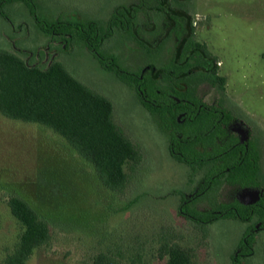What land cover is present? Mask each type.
I'll use <instances>...</instances> for the list:
<instances>
[{"label":"rangeland","instance_id":"rangeland-1","mask_svg":"<svg viewBox=\"0 0 264 264\" xmlns=\"http://www.w3.org/2000/svg\"><path fill=\"white\" fill-rule=\"evenodd\" d=\"M130 1L32 0L40 21L59 19L82 28L90 19L100 23L115 7ZM188 11L193 41L206 44L217 59L234 113L260 141L264 175V0H190ZM138 23L143 26L141 35L150 40L145 18L140 15ZM46 41L25 3L2 2L0 49L45 68L51 62L47 57L39 63L27 55ZM78 42L75 36L57 62L112 103L113 121L141 152L140 163L125 165L126 188L109 191L57 134L0 116V264L21 232L7 206L13 195L28 200L51 225L49 246L35 250L27 264H90L99 253L110 254L121 264H166L164 249L172 244L188 251L193 264H230L228 257L240 240L242 223L218 220L203 233L178 217L179 193L187 194L195 185L189 170L169 157L164 136L136 95L99 70ZM114 42L109 43L110 51L119 55ZM127 45L134 47L128 39ZM122 46L129 58L126 62L121 58V71L125 64H132V72L147 63L167 64L155 47L135 52ZM255 249L256 260H262L261 246Z\"/></svg>","mask_w":264,"mask_h":264},{"label":"flooded vegetation","instance_id":"flooded-vegetation-1","mask_svg":"<svg viewBox=\"0 0 264 264\" xmlns=\"http://www.w3.org/2000/svg\"><path fill=\"white\" fill-rule=\"evenodd\" d=\"M163 1L131 0L124 6L115 7L100 23L90 19L86 23L87 45L80 39L78 43L87 50L90 60L99 70L117 79L136 95L140 107L164 136L169 157L189 170L195 185L189 193H179L178 217L196 227L195 221L183 211L184 207L193 208L204 215L206 220L200 223L205 231L218 220L239 221L242 223L241 237L228 257L229 263H264V175L260 141L253 135V128L234 113V101L224 89L225 80L218 75L217 59L206 44L193 41L194 28L188 11L190 0ZM125 9L130 12L131 20L125 18L128 16ZM166 11L183 17V20L169 19ZM149 14L151 19H148ZM140 15L145 18L150 40L141 35ZM128 27L131 34L127 32ZM45 36V46L28 52L27 56L39 63L47 57L51 60L49 66L57 62L62 51L73 45L75 38H64L61 34ZM127 39L134 47L127 45ZM113 40L119 55L110 51L113 47L109 43ZM122 44L135 52L155 47L160 59L173 66L147 63L132 72V64H125L129 56ZM121 58L125 61L123 71ZM126 75L140 82L150 76L152 92H148L149 88L142 87L141 83L135 84L132 79L129 85L125 81ZM181 148L189 151L193 148L199 155L198 164L175 160L172 155H180ZM239 148L244 155L257 156L256 180L246 185L239 182L234 169ZM246 189L258 191V198L254 200V196H244L242 191ZM222 205L231 209L229 214L222 215L216 208ZM257 246L262 248V260H256Z\"/></svg>","mask_w":264,"mask_h":264},{"label":"trees","instance_id":"trees-1","mask_svg":"<svg viewBox=\"0 0 264 264\" xmlns=\"http://www.w3.org/2000/svg\"><path fill=\"white\" fill-rule=\"evenodd\" d=\"M0 1V5L9 1L25 3L41 33L61 34L68 39L76 36L85 46L87 45L86 25L82 28L75 22H64L59 19L51 23L40 21L34 14L32 0ZM125 12L128 15L125 18L131 20L130 12L127 9ZM165 13L169 19L183 20L181 16L171 15L168 11ZM127 32L131 34L130 27ZM172 66L171 63L160 65ZM124 77L127 78L125 81L129 85L132 79L135 84L141 83L142 87L149 88L148 92H152L153 81L150 76L144 77L143 82L131 75ZM148 108L151 110L150 106ZM112 114V103L77 81L61 63L53 62L42 68L29 64L15 53L0 49V116L10 121L35 124L51 130L93 168L104 188L121 192L128 182L124 167L129 163L133 166L139 164L141 152L114 123ZM180 151L182 152L180 155H172L175 160L198 164L199 155L193 148H190V151L181 148ZM256 157L250 153L244 155L240 149L237 159L234 160V169L241 184L246 185L256 180L258 174ZM7 206L11 216L19 224L21 232L2 264H27L35 250L49 246L52 238L51 225L22 196H10ZM216 208L221 210L222 215L231 211L225 205ZM183 211L195 221L198 229L205 232L200 223L201 220H206L203 214L189 207H184ZM164 252L168 256L166 264H193L189 252L178 245L166 246ZM90 264L121 263L110 254L99 253L93 257Z\"/></svg>","mask_w":264,"mask_h":264},{"label":"water","instance_id":"water-1","mask_svg":"<svg viewBox=\"0 0 264 264\" xmlns=\"http://www.w3.org/2000/svg\"><path fill=\"white\" fill-rule=\"evenodd\" d=\"M242 193H243V195L244 196H247V197H252V196H254V200H256L257 198H258V196H259V192L258 191H252V190H248V189H246V190H243L242 191ZM250 202H252V201H250ZM249 202H245V204H248Z\"/></svg>","mask_w":264,"mask_h":264}]
</instances>
